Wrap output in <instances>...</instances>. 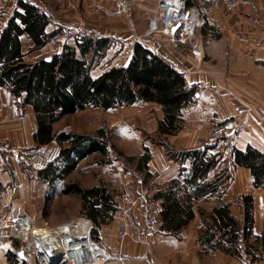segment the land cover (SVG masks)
Masks as SVG:
<instances>
[{"label":"crops","instance_id":"1","mask_svg":"<svg viewBox=\"0 0 264 264\" xmlns=\"http://www.w3.org/2000/svg\"><path fill=\"white\" fill-rule=\"evenodd\" d=\"M24 1L33 3L49 16L47 32L62 30L60 35L51 38L41 47H36L32 38L22 34L21 50L30 62L40 58L50 59L60 53L65 44L74 46L75 38L79 34L91 33L113 38L114 43L108 50L122 42L128 44V59L110 68L118 67L130 61L136 41L144 44L147 41L146 37L152 40V36L162 34L163 41L159 49L145 45L163 54L184 73L188 86L197 88L196 101L183 109L184 127L177 134L167 136L174 140L180 138L181 140L174 142L187 150L199 148L202 143H207L209 132L216 126L228 127L233 136L231 150L227 149L225 152V165L230 174L228 187L222 194L208 196L198 201L208 202L207 208L210 211L223 202L227 203L232 215L241 220L245 213L243 197L252 196L255 222L251 239L255 240L256 236H262L264 186L256 185V178L249 167L235 164L233 152L246 151L252 147L264 154V0H240L235 7L227 6L226 0H186L187 7H195L205 16L206 23L198 27L194 35L195 38H200L201 58L194 57L190 51L196 43L195 38L181 41L176 35L173 37L161 32L147 33L148 16L157 14L160 0H134L129 13L117 8L111 0ZM18 2L19 0H0V34L18 8ZM104 71L94 75L92 70V75L97 77ZM156 105L160 109L161 120L164 112L158 104ZM37 128L32 106L20 103V99H16L7 87L0 86V144L11 146L10 151L45 148L55 144L53 145L55 156L47 161L43 160L38 167L40 169L58 156L60 146L55 140L39 145L34 139ZM183 133H189L190 138ZM9 150L5 157L0 154V224L15 214L23 216L22 225L27 223L28 231H24L23 240L16 239L15 242L18 247L24 246L39 255L35 238L40 235H36L34 231L48 226V224H44V227L38 226L37 213L32 206L40 193L37 184L34 185L28 180L25 170ZM149 152L151 158L147 165L149 171L154 174L156 191L178 176L180 166L170 161L166 155L158 158L152 149H149ZM184 165L188 166V163ZM37 176L40 179L39 175ZM40 181L44 182L41 179ZM47 199L46 197V202ZM158 210L160 213L161 209ZM83 217H88L98 226V222L88 215ZM74 224L65 223L59 228L66 230L69 225L73 229ZM158 224L159 231L164 234L160 237L167 244L162 246V249L170 252L169 257L175 251L183 257L181 264H201L199 257L196 256V250L200 246L197 232L188 233L185 228L179 235H173L162 231L160 222ZM47 229L52 232L58 230L53 231L50 227ZM15 232L16 228H13L12 233ZM107 248L111 250L110 247ZM212 251L214 253L209 259L210 264H218V259L224 264H264V246L261 242L256 244L253 255L243 254L238 257L217 250ZM153 260L154 264H158L157 256H154ZM17 263L13 253L9 255L0 253V264ZM42 263L43 261L39 264ZM54 263L56 264V261ZM116 263L110 260L105 264Z\"/></svg>","mask_w":264,"mask_h":264},{"label":"trees","instance_id":"2","mask_svg":"<svg viewBox=\"0 0 264 264\" xmlns=\"http://www.w3.org/2000/svg\"><path fill=\"white\" fill-rule=\"evenodd\" d=\"M13 13L0 34V86L7 87L20 103L32 106L38 127L35 141L44 145L55 140L60 146L58 156L38 169L41 180L55 183L74 171L78 163L93 152L106 154L114 149L104 128L92 134L54 130L55 122L78 110L91 106L105 110L154 102L164 112L158 122L160 136L177 134L184 127L183 109L196 101L197 88L189 87L184 73L163 54L136 41L127 64L94 77L93 66L104 58L114 39L89 33L79 34L74 46L65 44L62 51L50 59L30 62L22 53L20 36L27 34L36 47H41L62 30L47 32L49 16L31 2L19 0ZM233 153L235 164L249 167L256 185L264 186V154L252 147ZM150 158L151 152L145 149L137 159L138 170L144 172L146 184L154 178L147 165ZM130 159L134 161L136 157ZM176 160L180 164L178 176L153 193L161 209L160 229L173 235H179L194 219L196 201L222 194L230 181L225 152L218 150L211 141L203 147L180 150ZM62 192L82 197L84 211L98 224L106 223V217L116 210L115 196L105 187L83 188L71 183ZM53 194L52 191L47 196V203ZM243 201L245 213L241 220L232 215L229 204L224 202L208 214L200 209L204 226L199 240L203 247L239 257L243 250L251 254L259 242L264 246V230L262 236H256L255 241L249 243L255 222L252 196H244Z\"/></svg>","mask_w":264,"mask_h":264},{"label":"rangeland","instance_id":"3","mask_svg":"<svg viewBox=\"0 0 264 264\" xmlns=\"http://www.w3.org/2000/svg\"><path fill=\"white\" fill-rule=\"evenodd\" d=\"M161 35L152 36V40L146 37L145 40L149 42L146 41L144 44L159 49L161 41H163ZM105 53L104 58L93 66L94 75L127 60L129 57L128 44L122 42ZM160 116V109L156 104L139 102L131 106L119 105L105 110L91 106L78 110L75 114L62 117L61 120L53 124L56 132L66 130L80 134H92L99 128H104L108 131L114 149H109L106 154L93 152L92 155L81 160L74 171L55 183L45 184L37 176L41 162L55 156L53 146L55 144L45 148H22L10 151L11 146L2 143L0 144V154L5 157L4 155L9 150L25 170L28 180L34 185L37 184L40 194L32 206L37 213L38 226L44 227V224H48L47 227L56 231L59 226L65 223L74 224L73 222H80L83 216H87L82 197L62 192L68 184L75 183L83 188L105 187L115 196L116 210L106 217V223L98 224L99 231L94 230L92 238L95 240L98 238L96 234L99 235L100 242L111 248L112 251L108 250L113 255L110 259L111 262L118 261L116 264H154L153 257L157 256L158 264H181L183 257L178 255L179 253L173 251L170 258V252L162 249V246L167 244L160 237L164 234L159 231L158 201L153 198L154 178L146 184L143 181L144 172L139 171L137 167V159L145 149H152L155 157L158 158L166 155L170 161L178 165L180 164L176 160V155L180 150H187L185 147L177 146L174 142L180 138L174 140L167 135L160 136L158 134ZM221 126H216L209 132L207 142H210L213 132ZM187 131L189 132V130ZM188 134L183 133L190 138ZM183 135L182 137H184ZM204 145L205 143H202L200 147ZM132 156L136 157L134 161L130 159ZM52 191L53 197L47 203L46 197ZM207 206L208 202L206 201L195 202L196 217L187 227L186 232L199 234L204 226L200 209H204L208 214L210 209ZM254 241V239H250L249 243ZM212 250L214 249L203 247L200 241L196 256L199 257L201 264H210L209 259L214 253ZM242 252L245 255H250L245 250ZM253 254L251 253V255ZM63 258L64 256L57 258L56 264H68L62 261ZM218 260V264H224L222 260ZM42 261L44 263V256H42Z\"/></svg>","mask_w":264,"mask_h":264},{"label":"built area","instance_id":"4","mask_svg":"<svg viewBox=\"0 0 264 264\" xmlns=\"http://www.w3.org/2000/svg\"><path fill=\"white\" fill-rule=\"evenodd\" d=\"M114 5L122 9L124 12L129 13L132 9V3L134 0H111ZM240 0H226V4L229 7H235ZM158 13L154 16H148V28L147 33H163L170 36H178L179 40L184 41L189 38H195V31L198 27L203 26L206 23L204 13L195 7H187L186 0H160L158 4ZM180 24L178 28L173 32L176 25ZM196 43L191 47L192 54L195 57L201 58L202 50L200 48V38H195ZM232 133L230 129L224 125L215 130L211 137V142L216 144L218 150L224 152L227 149L231 150L232 147ZM158 209L160 206L158 205ZM23 216L18 214L8 218L7 221L0 224V253L9 255L13 253L17 259V264H39L42 262L40 254L29 251L23 247H18L15 240H23V228L22 221ZM16 228V232L12 233V229ZM73 239L74 243L70 241L68 245V251L64 254L63 262L68 264H81L80 258L75 257V254L86 250L90 252L95 259V262H106L113 257L108 251L104 243L100 242L99 235L97 239H93L92 232L94 230L99 231V227L96 226L88 217H83L80 222L74 224ZM37 243H35L36 245ZM4 245H8L5 249ZM37 246V245H36ZM21 253L23 254L21 256ZM86 261V260H85ZM87 263V261H86ZM43 264V263H42Z\"/></svg>","mask_w":264,"mask_h":264},{"label":"bare ground","instance_id":"5","mask_svg":"<svg viewBox=\"0 0 264 264\" xmlns=\"http://www.w3.org/2000/svg\"><path fill=\"white\" fill-rule=\"evenodd\" d=\"M23 228L28 231L27 223L23 225ZM57 229L56 232L49 231L47 228H37V230L34 231L36 235H40L37 236L39 243L36 244V248L38 249L40 256H44V264H55L54 261L56 258L65 256L64 254L68 251L69 242L72 241L71 243H74V230L72 229V226L68 225L66 230H63L62 227H58ZM75 257L80 258V261L84 262L81 264L95 263L94 256L90 252L86 253V250L76 253ZM100 261L101 260L99 259L98 263L95 264H101Z\"/></svg>","mask_w":264,"mask_h":264},{"label":"water","instance_id":"6","mask_svg":"<svg viewBox=\"0 0 264 264\" xmlns=\"http://www.w3.org/2000/svg\"><path fill=\"white\" fill-rule=\"evenodd\" d=\"M180 26V24H178V25H176L175 26V28L173 29V32L176 30V28H178ZM35 241L37 242V243H39V239L38 238H35Z\"/></svg>","mask_w":264,"mask_h":264},{"label":"snow or ice","instance_id":"7","mask_svg":"<svg viewBox=\"0 0 264 264\" xmlns=\"http://www.w3.org/2000/svg\"><path fill=\"white\" fill-rule=\"evenodd\" d=\"M3 247H5V249H7L8 248V245H4ZM23 254L21 253V256H22Z\"/></svg>","mask_w":264,"mask_h":264}]
</instances>
